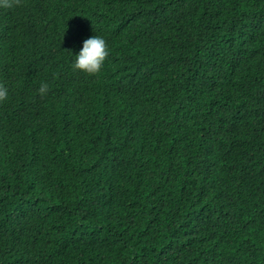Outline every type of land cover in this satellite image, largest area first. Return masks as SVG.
Returning a JSON list of instances; mask_svg holds the SVG:
<instances>
[{
    "label": "trees",
    "instance_id": "16d2710c",
    "mask_svg": "<svg viewBox=\"0 0 264 264\" xmlns=\"http://www.w3.org/2000/svg\"><path fill=\"white\" fill-rule=\"evenodd\" d=\"M0 84V264H264V0H21Z\"/></svg>",
    "mask_w": 264,
    "mask_h": 264
},
{
    "label": "clouds",
    "instance_id": "9594fccd",
    "mask_svg": "<svg viewBox=\"0 0 264 264\" xmlns=\"http://www.w3.org/2000/svg\"><path fill=\"white\" fill-rule=\"evenodd\" d=\"M21 5V0H0V8L11 9ZM110 56V49L106 40L100 36H94L85 40L82 51L76 56L73 70L82 71L90 76L98 75ZM49 86L46 82H41L39 94L47 95ZM8 99V89L0 84V102Z\"/></svg>",
    "mask_w": 264,
    "mask_h": 264
}]
</instances>
